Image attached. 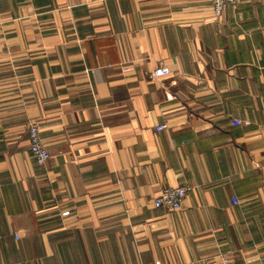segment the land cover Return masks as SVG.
Instances as JSON below:
<instances>
[{
  "label": "crops",
  "instance_id": "0c3cea01",
  "mask_svg": "<svg viewBox=\"0 0 264 264\" xmlns=\"http://www.w3.org/2000/svg\"><path fill=\"white\" fill-rule=\"evenodd\" d=\"M0 264H264V0H0Z\"/></svg>",
  "mask_w": 264,
  "mask_h": 264
},
{
  "label": "built area",
  "instance_id": "2783aa9c",
  "mask_svg": "<svg viewBox=\"0 0 264 264\" xmlns=\"http://www.w3.org/2000/svg\"><path fill=\"white\" fill-rule=\"evenodd\" d=\"M214 17L221 19L225 13V10L229 4L235 2V0H211ZM126 71H131L133 68H125ZM171 74V70L161 65L154 69L150 77L162 78ZM166 125L158 126V130L166 128ZM29 150L39 166H45L49 161L51 154L41 137V129L35 122L29 126ZM189 188L186 186H167L163 188L161 194L154 199V205L158 208H165L168 210L178 209L183 207L185 198L187 197ZM69 214V212H64Z\"/></svg>",
  "mask_w": 264,
  "mask_h": 264
},
{
  "label": "rangeland",
  "instance_id": "374dc122",
  "mask_svg": "<svg viewBox=\"0 0 264 264\" xmlns=\"http://www.w3.org/2000/svg\"><path fill=\"white\" fill-rule=\"evenodd\" d=\"M40 127V126H39ZM41 129V128H40Z\"/></svg>",
  "mask_w": 264,
  "mask_h": 264
}]
</instances>
